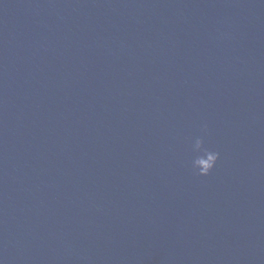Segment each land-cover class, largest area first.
I'll use <instances>...</instances> for the list:
<instances>
[{
	"label": "water",
	"instance_id": "95a60500",
	"mask_svg": "<svg viewBox=\"0 0 264 264\" xmlns=\"http://www.w3.org/2000/svg\"><path fill=\"white\" fill-rule=\"evenodd\" d=\"M0 260L264 264V0H0Z\"/></svg>",
	"mask_w": 264,
	"mask_h": 264
},
{
	"label": "clouds",
	"instance_id": "9594fccd",
	"mask_svg": "<svg viewBox=\"0 0 264 264\" xmlns=\"http://www.w3.org/2000/svg\"><path fill=\"white\" fill-rule=\"evenodd\" d=\"M207 135L208 126L206 123H202L199 128V134L191 137L188 141V149L191 156L187 166L193 175L199 177L208 176L220 159L219 151L205 146ZM0 264H3L2 260H0Z\"/></svg>",
	"mask_w": 264,
	"mask_h": 264
}]
</instances>
